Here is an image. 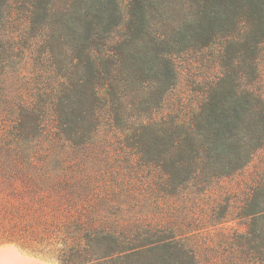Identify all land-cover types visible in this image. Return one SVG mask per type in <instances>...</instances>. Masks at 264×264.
<instances>
[{
    "label": "trees",
    "instance_id": "16d2710c",
    "mask_svg": "<svg viewBox=\"0 0 264 264\" xmlns=\"http://www.w3.org/2000/svg\"><path fill=\"white\" fill-rule=\"evenodd\" d=\"M128 4L127 18L119 0H0V49L19 19L13 41L41 38L53 78L0 84V243L61 264H264V182L234 212L228 197L193 212L264 148V0ZM213 48L221 75L198 109L161 114L175 55ZM134 162L146 214L124 208ZM236 220L245 233L209 230Z\"/></svg>",
    "mask_w": 264,
    "mask_h": 264
},
{
    "label": "rangeland",
    "instance_id": "374dc122",
    "mask_svg": "<svg viewBox=\"0 0 264 264\" xmlns=\"http://www.w3.org/2000/svg\"><path fill=\"white\" fill-rule=\"evenodd\" d=\"M123 11V16L128 18V0H119ZM13 21V22H12ZM19 19H12L1 38L2 49H0V84L4 81L14 90H20L23 86H40L53 81L50 75V57L41 49V38L32 39L29 36L18 37L20 28ZM125 24V23H124ZM43 44V43H42ZM218 49H205L182 52L175 55L174 65L177 69V81L175 88L166 96L165 109L161 114L173 112H183V106L190 110H197L204 100L208 87L221 75L220 63L217 60ZM2 64V65H1ZM258 79L254 88L258 90L264 100V45L261 47L257 60ZM1 93V91H0ZM108 131V128H105ZM109 135V134H108ZM110 137L112 134L109 135ZM113 164L115 159L127 157L129 150L110 152ZM132 174L123 167L119 169L121 178L130 184L124 190L129 196L139 198L138 203L125 206L131 212L140 211L146 214V169H139L137 162L133 164ZM131 175V176H130ZM131 181V182H130ZM264 182V148L260 150L241 173L224 179L216 184L206 197L199 200L194 206L195 214L198 218L210 217V208L222 203L228 197L230 210L234 212L235 207H239L251 195L254 188ZM219 200V201H218ZM218 201V202H217ZM215 204V205H214ZM223 229L228 231H238L245 233L247 225L244 221L236 220L223 223L213 229ZM213 232V231H209ZM208 235H211L208 233ZM0 264H61L54 255L37 254L31 250H26L14 243H0Z\"/></svg>",
    "mask_w": 264,
    "mask_h": 264
}]
</instances>
